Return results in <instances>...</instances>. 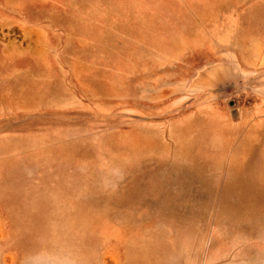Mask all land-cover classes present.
<instances>
[{"label": "rangeland", "instance_id": "1", "mask_svg": "<svg viewBox=\"0 0 264 264\" xmlns=\"http://www.w3.org/2000/svg\"><path fill=\"white\" fill-rule=\"evenodd\" d=\"M0 264H264V0H0Z\"/></svg>", "mask_w": 264, "mask_h": 264}]
</instances>
